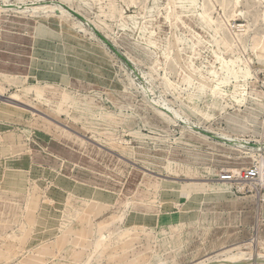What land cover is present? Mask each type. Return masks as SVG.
Listing matches in <instances>:
<instances>
[{
	"label": "rangeland",
	"instance_id": "1",
	"mask_svg": "<svg viewBox=\"0 0 264 264\" xmlns=\"http://www.w3.org/2000/svg\"><path fill=\"white\" fill-rule=\"evenodd\" d=\"M170 1L0 0V264H193L257 240L264 252V43L251 49L264 0L239 13L234 0ZM42 2L70 14L63 30L29 13ZM203 4L236 39L234 61L215 51ZM227 66L240 71L231 84H247L241 103L212 82ZM100 231L130 245L95 254Z\"/></svg>",
	"mask_w": 264,
	"mask_h": 264
},
{
	"label": "bare ground",
	"instance_id": "2",
	"mask_svg": "<svg viewBox=\"0 0 264 264\" xmlns=\"http://www.w3.org/2000/svg\"><path fill=\"white\" fill-rule=\"evenodd\" d=\"M134 1V0H132ZM235 1V12L236 13H239V7L243 5V0H234ZM19 3V2H18ZM21 3V2H20ZM43 3V2H42ZM23 4V2H22ZM173 4V1L171 2L169 0V3L168 5H172ZM8 5V4H6ZM16 5V4H15ZM13 6V4L11 5ZM62 4L61 3H43V4H35L31 7V9L29 10V13L32 14V15H36V16H40V17H44L48 20V23L50 26L52 27H55L57 29H60V30H63V25L65 23V20L66 19H69L71 18L70 17V14L65 11V9L62 8ZM6 6H0V11H2L3 9H5ZM23 8V7H22ZM21 8V9H22ZM26 8V7H25ZM24 8V9H25ZM202 9H203V16L206 18V21L209 25L213 26L215 28V31L217 33V35L219 36V41H218V44L216 46V52H222V53H226L229 55L230 57V60L231 62L235 60L237 54H238V46H235L234 44V40H231L229 36H227V34L225 33V30L223 28V26L218 23L217 20H215L213 17L210 16L209 14V10L207 9L206 5L203 4L202 6ZM15 10V9H14ZM26 10V9H25ZM21 11V10H20ZM21 13H24L26 14V12H21ZM113 13H114V16H115V9L113 10ZM162 13L159 12V15H161ZM120 16L122 17V19L124 20V23L125 24H128V22L125 21L124 19V13L123 11L120 13ZM133 18V17H131ZM73 19V18H72ZM145 17H143L141 20H144ZM74 20V19H73ZM58 21H60V24L58 23ZM263 23H264V17L262 19ZM89 22V21H88ZM58 23V24H57ZM74 28L73 29H76L78 32L80 30H82L83 26L81 27V25L78 24H74L73 26ZM98 28V26H96ZM138 27V26H137ZM70 28V27H69ZM237 28L238 30V34H237V40L239 39H242L243 36H245L246 34L250 33L249 31V26L248 25H240V26H237L235 27ZM233 29V28H231ZM85 31V30H84ZM90 32V31H89ZM72 33V32H71ZM88 33V31H87ZM86 33V35H87ZM93 33V32H92ZM91 33V34H92ZM95 34V33H94ZM94 38V37H93ZM235 38V37H234ZM239 38V39H238ZM95 39V38H94ZM81 40V39H80ZM240 41V40H239ZM264 43V35H257V32L254 33V36L251 37V46H252V53H254L255 56L258 57V48L261 46V44ZM94 45V44H93ZM237 47V48H236ZM92 48V47H91ZM94 48V47H93ZM103 49V48H102ZM246 52V50L244 51ZM240 53V52H239ZM241 54V53H240ZM72 56V55H71ZM77 58V57H76ZM245 58V57H244ZM251 58V56H250ZM246 59H248L246 57ZM248 61V60H245V62ZM251 62V61H250ZM248 61L247 65L250 63ZM89 63V62H88ZM221 63V62H220ZM246 64V63H245ZM220 65H223L222 63ZM215 68V67H214ZM251 68V67H250ZM134 69V68H133ZM223 69H226L227 71V75L224 74L223 72ZM132 72V71H131ZM133 74V73H132ZM210 74H211V77L213 78L212 79V82L213 83H216V86L218 87V91H219V98L220 99H223L225 98V96L228 95L227 92L223 91L221 89V86L223 85H227V86H230V93L232 94V99L233 100H236L237 102L241 103L242 101H244L246 99V96L249 95V92H248V89H247V84L245 82H240L239 80L237 81V83L235 84H231V80L233 79H238V76L240 74V71L238 70H235L234 68H229L227 66V68H222V72H218L217 71V68L216 70H212L210 71ZM144 75V74H143ZM146 75V74H145ZM255 76V75H253ZM142 78V76H141ZM146 79V78H145ZM144 79V80H145ZM143 80V81H144ZM243 81V80H242ZM134 82V81H133ZM142 84V83H141ZM215 86V85H213ZM143 88V87H142ZM147 88V87H146ZM145 88V89H146ZM150 89V88H149ZM147 90V89H146ZM153 90V89H152ZM143 91H145L143 89ZM149 91V90H148ZM146 92V91H145ZM150 92V91H149ZM148 92V95L151 93ZM155 92V91H153ZM153 94V93H151ZM155 95V94H153ZM1 97V96H0ZM4 97V96H3ZM150 97V96H149ZM147 97V98H149ZM152 97V96H151ZM158 97V96H157ZM151 99V98H150ZM149 99V100H150ZM154 99V98H153ZM157 99H161V98H157ZM9 103H12L16 106H23L24 110H26L27 112H30V113H34V109L30 106H27L25 104L22 103V100L19 99V97L17 95H13L11 97V99H6ZM164 100V99H163ZM166 101V100H165ZM151 102V101H150ZM161 103V102H160ZM159 103V101L155 102L153 101V103H150V105L152 107H154L155 109H157L160 114H162L164 117H166L170 122H175L179 121V119H183L182 122L184 121L185 124H186V128L187 130L195 133V134H198L200 136H203L201 135L200 132L198 131H195L194 130V127H193V122L191 121V119L188 117V115H186L185 113L184 114H181V113H177L176 111L173 112V110H170L168 109L167 105H165L164 103H161V104H164L161 105ZM169 105V104H168ZM166 106V107H165ZM25 108H28V109H25ZM169 108H171L169 106ZM173 108V107H172ZM41 113V112H39ZM36 114V113H35ZM42 114V113H41ZM40 114V117H42V115ZM34 115V114H33ZM39 115V114H37ZM43 118V117H42ZM47 119V118H46ZM50 119V118H49ZM54 121V120H53ZM59 124V123H58ZM183 124V123H182ZM198 126V125H197ZM67 127V126H66ZM200 128V127H199ZM209 130V129H208ZM72 132V131H71ZM205 133V132H204ZM207 133V132H206ZM214 134V133H213ZM205 135L207 134H204V137ZM215 136V135H214ZM213 136V137H214ZM216 136H219V137H222V141H219L218 143L219 144H222L226 147H229V148H234V149H238V150H246L245 147H244V144L241 143L240 141H238L237 139L229 136V135H225V134H216ZM212 137V138H213ZM207 138V137H206ZM210 138V136H209ZM216 138V137H215ZM90 140V139H89ZM214 140V138H213ZM216 140V139H215ZM91 141V140H90ZM244 141V140H243ZM94 142V141H93ZM97 144V143H96ZM247 144V143H246ZM98 145V144H97ZM260 145V144H259ZM100 146V145H99ZM251 147V146H250ZM262 147V145H261ZM104 148V147H103ZM258 149H256L257 151ZM260 150V148H259ZM258 150V151H259ZM254 151V150H253ZM263 151V149H262ZM117 155V154H116ZM229 171V170H228ZM226 172V171H225ZM239 172V171H238ZM237 170L233 169L231 170V173L229 174H225L226 176L224 178H222V175L220 176V178L218 179V181H221V182H229L230 180H233V177L235 174L238 173ZM224 173V172H223ZM165 177V176H164ZM168 178H171L168 176ZM163 179V178H162ZM173 179H177V178H173ZM169 180V179H168ZM189 180V179H188ZM192 180V179H191ZM194 184V183H193ZM197 184V183H196ZM227 184V183H225ZM241 184V183H240ZM242 188H245V187H249L248 184H241L240 185ZM72 189V188H71ZM70 189V190H71ZM221 193H225V192H221ZM174 208V207H173ZM258 230V229H257ZM256 234V233H255ZM258 235V233H257ZM11 236V235H9ZM117 239H121L122 238V235L121 234H117L116 235ZM125 236V235H124ZM255 236V235H254ZM112 238L111 234L109 232H102L100 231L99 233V238H98V241H96L95 243V246H94V253L97 254V253H102L103 255L104 254H107L108 250H117V248H122V249H126L130 244V239L128 238L127 240H123L120 244H112V245H109V240ZM256 238V237H255ZM82 239V238H81ZM256 241V239H255ZM254 241V242H255ZM258 241V240H257ZM256 241V242H257ZM262 241V240H260ZM253 242V241H252ZM250 242L246 245H242V246H239V245H236L235 247H232L231 249L229 250H226V251H222L220 252L219 254H217L216 256L214 257H209V258H206L200 262H196V263H193V264H264V252L262 251H256V254L254 253V249L252 246L253 243ZM243 247H248L247 250L249 251H244ZM255 248V247H254ZM256 249V248H255ZM236 250V251H235ZM233 252H236V253H233ZM114 261L113 262H116L118 260V256L116 255L113 259ZM91 258L86 261L84 264H91ZM157 264H167L165 261H158Z\"/></svg>",
	"mask_w": 264,
	"mask_h": 264
},
{
	"label": "water",
	"instance_id": "3",
	"mask_svg": "<svg viewBox=\"0 0 264 264\" xmlns=\"http://www.w3.org/2000/svg\"><path fill=\"white\" fill-rule=\"evenodd\" d=\"M101 36V35H100ZM109 46H111L110 44H109ZM112 47V46H111ZM113 48V47H112ZM113 50L115 51V53L117 54V53H119L118 51H116V49L115 48H113Z\"/></svg>",
	"mask_w": 264,
	"mask_h": 264
}]
</instances>
